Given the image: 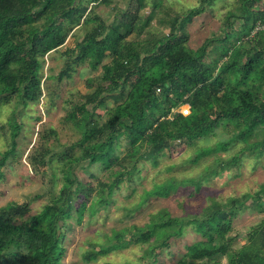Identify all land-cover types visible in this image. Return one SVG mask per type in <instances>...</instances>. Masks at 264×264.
<instances>
[{
  "label": "trees",
  "instance_id": "16d2710c",
  "mask_svg": "<svg viewBox=\"0 0 264 264\" xmlns=\"http://www.w3.org/2000/svg\"><path fill=\"white\" fill-rule=\"evenodd\" d=\"M235 1L224 23L230 29L232 18L242 19L241 34L225 29L223 38L207 39L193 49L187 44V34L180 32L220 0H201L168 21L160 13L171 7L162 1L128 0L125 10L114 6L117 12L112 22L96 12L98 6H110L112 0H0V105L15 102L27 109L41 104L48 94L42 74L46 58L63 48L65 63L57 75L58 83L71 80L79 68L101 69L99 77L87 81L89 92L81 94L63 118L79 133V139L70 145L79 156L65 153L67 168L59 192L35 214L29 203L9 202L0 207V264H62L66 255L63 228L72 218L81 222L92 201L91 184L73 174L75 163L88 161L109 171L116 160L124 170L111 182L98 181L97 200L90 204V211L96 213L97 202L103 208L111 205L109 198L120 183L131 179L144 156L157 164L164 150H173L172 142L194 145L223 128L229 137L214 148L201 149L196 162L213 152H228L234 145H239V151L222 160L224 169L239 166L245 158L264 156V8L254 9L264 0ZM149 6L159 14L156 21L142 14ZM155 25L168 27L169 32L163 33ZM78 29L85 30V35L71 47L69 40ZM144 32L147 37L140 40ZM213 53L216 58L208 61ZM107 59L110 64H105ZM108 101L117 106L109 109L103 121L97 112ZM186 104L191 107L189 116H173V110ZM18 112L12 109L7 121L12 143L1 154L0 169L17 151L23 128ZM56 136L55 129L44 135L45 139ZM123 137L127 147L117 161ZM145 148L148 151L143 153ZM47 153L39 150L35 156L38 167L44 165ZM0 176L3 178L1 170ZM204 180L167 179L145 191L139 206L153 196L165 199L187 184L200 191ZM247 210L264 211V184L226 202L213 197L200 214L177 217L160 209L149 215L142 228L132 226L136 231L129 242L125 239L128 228L113 230L111 237L121 246L147 245L141 264H157L170 241L189 230L201 239L187 247L188 255L177 264H264V221L250 228L243 245L233 246L237 241V236H230L233 222ZM118 246L103 245L84 257L93 261Z\"/></svg>",
  "mask_w": 264,
  "mask_h": 264
},
{
  "label": "rangeland",
  "instance_id": "374dc122",
  "mask_svg": "<svg viewBox=\"0 0 264 264\" xmlns=\"http://www.w3.org/2000/svg\"><path fill=\"white\" fill-rule=\"evenodd\" d=\"M110 6L100 5L96 8L97 14L101 15L107 22L115 19L118 10H125L128 0H112ZM154 0H150L152 2ZM167 8V12L160 13V17L167 18V21L174 14H185L186 9L196 7L201 0H160ZM235 0H220L214 8L208 10L203 15L194 19V22L186 26V31L180 34H187L189 37L187 44L190 48H199L207 39L213 37H224L225 29L231 33L242 31L243 20L232 18V27L227 29L224 23L225 15ZM149 6L143 11L144 16H150L156 21V11ZM264 8L263 3L256 6L255 10ZM153 11V12H152ZM155 12V13H154ZM167 15V16H166ZM163 33H168L169 28L155 25ZM85 30L78 29L75 36L70 38L68 45L75 46L77 40L83 39ZM135 36H132L133 38ZM147 33L140 36L144 40ZM130 38V39H131ZM136 39H139L136 38ZM65 48L51 54L46 58L44 65L43 83L47 97L41 104L22 108L19 104L12 102L9 106L0 105V158L1 154L11 147L10 137L11 123H7L11 117L12 109H18V121L22 124V131L17 138L18 147L14 156L7 160L0 169L3 178L0 180V207L9 202H16L20 205L29 203L31 214L38 213L42 207L48 203L50 198L56 195L62 184L65 167L64 156L69 153L79 156L77 149H72L70 145L79 139V133L65 123L63 118L66 111L71 110L75 102L81 99V94L89 92L85 79L92 73L90 68H81L74 74L71 80L58 83L56 78L64 66L65 60L62 52ZM216 58V54H210L211 58ZM90 71V73H89ZM99 73V72H98ZM98 74L92 75L96 77ZM51 97L49 98V94ZM91 92V91H90ZM126 96V95H125ZM124 96V97H125ZM116 103L109 102L107 107L98 109V114L105 121L109 114V109H113ZM14 107V108H13ZM181 108L174 114L180 113ZM41 117V121L35 117ZM3 129V130H2ZM50 129L57 131L56 137L45 139L44 135ZM229 133L223 128L215 134L196 142L194 145L171 143L174 147L170 153L166 150L157 157V164L152 158L143 157L136 165L130 178H126L119 184L113 196L109 198L111 205L102 207L98 202L96 207L98 212L90 211L93 200H97L98 181L111 182L124 170L113 160L114 166L106 171L100 165L90 164L88 161L75 163L72 169L73 174L79 181L91 184L90 204L84 212L81 222L72 218L68 221L67 227L63 228L66 233L63 241L66 247V255L62 264H141L143 262L144 250L147 247L143 244L130 243L121 246L118 241L111 236L113 230L129 229L125 233L126 241H130L136 229L132 226L142 228L148 221L149 215L160 209H168L173 216L181 217L186 215L200 214L211 198L216 197L224 202L235 197H240L247 192H255L261 184H264V156L260 158H245L239 166H229L224 169L222 160H226L239 151V145H234L228 152H213L201 157L197 162L199 151L203 148H214L219 140L227 139ZM127 140L122 138L121 153L117 161L124 156L127 147ZM39 150H48L45 156L44 165L37 166L35 156ZM143 153L148 148L142 150ZM66 157V156H65ZM194 160V161H193ZM209 172V174H208ZM176 178L179 181L192 178H204L200 191L194 190L191 184L180 186L179 189L169 197L162 199L153 196L144 206L140 208L145 191L151 190L155 185L165 182L167 179ZM207 179V180H206ZM153 190L151 191V193ZM149 196H151L149 194ZM264 221V211L247 210L237 217L233 222V230L230 236H237V241L233 246L239 247L247 240V234L252 226ZM201 237L187 231L181 238H174L170 241V247L162 251L157 264H177L181 258L188 255L187 247L200 240ZM118 244L119 246L104 256H98L96 260L86 261L87 251L98 250L100 246ZM223 263H226L223 260Z\"/></svg>",
  "mask_w": 264,
  "mask_h": 264
},
{
  "label": "crops",
  "instance_id": "0c3cea01",
  "mask_svg": "<svg viewBox=\"0 0 264 264\" xmlns=\"http://www.w3.org/2000/svg\"><path fill=\"white\" fill-rule=\"evenodd\" d=\"M111 63V60L110 59H107L106 61H105V64H110ZM83 68H87V67H83ZM79 69H81V68H79ZM87 70H88V68H87ZM79 72V71H78ZM99 72V73H98ZM89 73H90V71H89ZM95 74H98L96 77L94 76V77H92V75H95ZM100 74H101V69L100 68H98L97 70H95V71H93L92 73H90L89 75H87V78L85 79V84L87 85V81L92 77V78H97V77H99L100 76ZM109 102H111V101H108V103ZM108 105V104H107ZM115 106V105H114Z\"/></svg>",
  "mask_w": 264,
  "mask_h": 264
},
{
  "label": "built area",
  "instance_id": "2783aa9c",
  "mask_svg": "<svg viewBox=\"0 0 264 264\" xmlns=\"http://www.w3.org/2000/svg\"><path fill=\"white\" fill-rule=\"evenodd\" d=\"M159 91V90H158ZM181 110H180V113L183 115V116H189L190 113H191V107L190 105L186 104V105H183L180 107ZM176 110H173V113L175 112Z\"/></svg>",
  "mask_w": 264,
  "mask_h": 264
}]
</instances>
